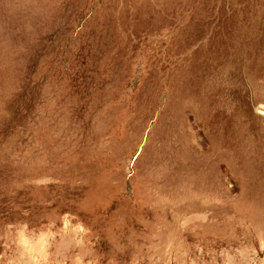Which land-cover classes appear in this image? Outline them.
I'll list each match as a JSON object with an SVG mask.
<instances>
[{
	"label": "rangeland",
	"instance_id": "obj_1",
	"mask_svg": "<svg viewBox=\"0 0 264 264\" xmlns=\"http://www.w3.org/2000/svg\"><path fill=\"white\" fill-rule=\"evenodd\" d=\"M264 0H0V264H264Z\"/></svg>",
	"mask_w": 264,
	"mask_h": 264
},
{
	"label": "water",
	"instance_id": "obj_2",
	"mask_svg": "<svg viewBox=\"0 0 264 264\" xmlns=\"http://www.w3.org/2000/svg\"><path fill=\"white\" fill-rule=\"evenodd\" d=\"M262 113H264L263 111H261Z\"/></svg>",
	"mask_w": 264,
	"mask_h": 264
}]
</instances>
